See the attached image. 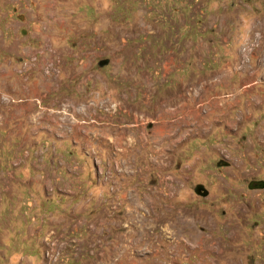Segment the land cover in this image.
Masks as SVG:
<instances>
[{
    "label": "rangeland",
    "instance_id": "obj_1",
    "mask_svg": "<svg viewBox=\"0 0 264 264\" xmlns=\"http://www.w3.org/2000/svg\"><path fill=\"white\" fill-rule=\"evenodd\" d=\"M264 0H0V264H264Z\"/></svg>",
    "mask_w": 264,
    "mask_h": 264
},
{
    "label": "water",
    "instance_id": "obj_2",
    "mask_svg": "<svg viewBox=\"0 0 264 264\" xmlns=\"http://www.w3.org/2000/svg\"><path fill=\"white\" fill-rule=\"evenodd\" d=\"M263 185H264L263 182H252L249 187L250 188H261Z\"/></svg>",
    "mask_w": 264,
    "mask_h": 264
}]
</instances>
